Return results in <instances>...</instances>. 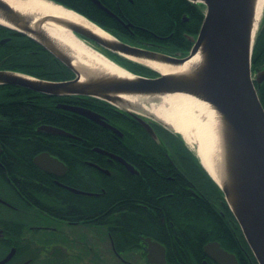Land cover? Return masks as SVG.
Masks as SVG:
<instances>
[{
    "label": "water",
    "instance_id": "95a60500",
    "mask_svg": "<svg viewBox=\"0 0 264 264\" xmlns=\"http://www.w3.org/2000/svg\"><path fill=\"white\" fill-rule=\"evenodd\" d=\"M47 1L77 13L52 0ZM89 1L122 23L99 0ZM186 1L202 6L204 11L196 37L190 38L192 46L188 54L181 57L128 45L102 28L112 36V40L102 38L80 25L58 17L46 15L36 17L21 13L0 0V26L36 42L74 75L70 80L50 82L17 72L0 71V86L21 87L55 97L84 96L103 101L131 115L154 138H156L155 134L142 120L143 117L174 131L170 125L155 115L143 111L139 105L131 104L126 98L146 97L152 99L150 102L156 103L158 101L156 98L159 96L183 93L210 104L226 126L227 136L221 143V155L224 154L226 159L223 172L225 179L219 184L216 183L201 166L223 194L224 201L235 218L256 263L264 264V109L254 88L250 68L256 35V32L252 34L251 29L254 0ZM46 23L63 27L86 44H93L89 46L108 61L127 71L132 78L121 79L97 75L85 68H79L78 71L72 59L66 55L68 53L46 35L43 29ZM95 46L126 61L139 64L153 71L157 76L134 74L117 64L104 52L96 50ZM197 54L200 55V63L196 64L187 75L165 76L141 63V61H150L181 66ZM82 76L86 77V81H82ZM60 107L104 128L112 129L101 116L90 110L67 105ZM37 132L73 137L63 130L49 126H40ZM33 163L49 174H53L55 170L62 172L65 170L62 163L47 153L35 156ZM60 186L72 193H81L70 187ZM144 242L147 246V263L165 264L164 247L148 238L144 239ZM203 251L215 264H238L236 256L224 250L216 241L207 243ZM202 264L208 263L203 261Z\"/></svg>",
    "mask_w": 264,
    "mask_h": 264
},
{
    "label": "flooded vegetation",
    "instance_id": "af4514ba",
    "mask_svg": "<svg viewBox=\"0 0 264 264\" xmlns=\"http://www.w3.org/2000/svg\"><path fill=\"white\" fill-rule=\"evenodd\" d=\"M99 1L122 22L120 23L101 10L109 19L119 25V28H111L113 31H145V29L126 21L124 17L125 9L120 1L104 0L103 2L106 5L101 0ZM128 1L132 3L131 0ZM89 3L96 7L90 1ZM183 21L187 20L183 19ZM124 25H127V27ZM16 35L23 36L14 31H1L0 46L9 43ZM170 36L165 39H154L153 41L143 40L140 48L168 54L166 49L173 46V43L169 40ZM187 39L190 43V37ZM181 52L183 51L179 50L171 55L183 56ZM250 68L254 88L264 109V10L255 35ZM0 71L15 72L4 69L1 65ZM8 87V90H4V87L0 88V108L7 104L11 105L22 98L25 101L35 100L41 108L50 112L55 111L58 116H61L63 112L78 116L61 108V105L87 109L101 116L103 121L112 128H104L89 120L106 131L108 137L112 140L109 141L108 146L87 148L83 140L66 128L52 123L37 125L36 132L40 126H49L63 130L74 137L37 132L38 137H42L45 142L55 139L54 142L50 141L49 143L57 144L58 148L56 147V150L60 153L59 155L49 151H41L32 157L31 164L37 172L35 174V184L39 186L37 189L29 187L32 178L29 172L23 175L26 178V186L20 188L17 183L20 182L21 178L8 173L1 162L2 158L0 156V264H94L93 259L97 256L98 249L100 250V247L96 248L95 244L104 243L109 245L111 255L119 264H131L127 261V258L136 253L147 264V246L144 242L146 238L164 247L166 260L167 248L164 245L165 243L154 236L153 233L150 236L140 231L136 238L139 243L136 251L127 253L124 248L119 252L116 251L113 245L116 236H113V233L117 228V221L112 217L122 214V220L119 222L122 225L125 223L126 211L113 214L110 213L112 207L108 206L98 212L91 213L89 211L87 215H81L79 212L83 210L80 208L79 201L85 202L88 207H91L106 199L109 201L110 198L108 197L115 191V189L113 190L114 185H118V190L122 193L128 191L131 182L139 186L154 179V184L158 187L160 185V182H157L158 180L174 182L179 177L184 181L186 191L193 199L206 201V194H203L205 180L191 157L193 155L197 158L196 155L187 148L183 141L175 140L172 137L173 132L171 130L159 123L145 117L142 119L155 134L156 138H154L140 122L127 113L114 108L112 112L102 110L100 106V110H95V104L88 100L90 97H55L32 91V93H22L18 90H11L15 86ZM9 122L8 118L0 113V130L8 128ZM176 141H178L177 145ZM64 142L72 147L71 155H64L61 149ZM1 153L2 149L0 147ZM41 153H47L57 159L65 167V170L63 172L55 170L53 174L40 170L34 165L33 159ZM192 167L193 171H190ZM194 175L199 176L203 187L198 186ZM47 181L73 197L72 205L66 206V209L71 212V216L62 214L63 204L61 200L58 201L55 198L46 196L45 193L48 188L44 184ZM60 185L70 187L81 193H72ZM127 196L128 194L119 196L117 199L114 198V200L121 202V209L136 208L151 213L153 216H156L155 210L157 208L155 204L165 197H170L169 194H163L156 189L155 194L151 193L149 195L150 205L146 207L143 202L137 201L132 207L127 206L133 201L127 200ZM221 203V201H218V203L216 201L215 209L220 211ZM135 212L136 214L139 213V211ZM138 220H140L137 223L139 227L158 233L154 223L144 222L141 218H138ZM117 239L122 243H126L130 238L122 236ZM209 262L215 264L210 259Z\"/></svg>",
    "mask_w": 264,
    "mask_h": 264
},
{
    "label": "trees",
    "instance_id": "16d2710c",
    "mask_svg": "<svg viewBox=\"0 0 264 264\" xmlns=\"http://www.w3.org/2000/svg\"><path fill=\"white\" fill-rule=\"evenodd\" d=\"M52 1L74 10L115 36L118 40L131 46L141 47L143 40L165 39L171 35L169 40L173 43V46L166 49L167 55L179 50L183 51L181 52L182 55H186L192 46V43H189L187 38H194L197 35L203 20L202 6L192 4L186 0H131L132 3L128 0H118L125 9L124 17L126 21L145 29V31H113L111 28H119V25L109 19L101 10L92 6L88 0ZM101 1L103 2L104 0ZM103 4L106 5L104 2ZM183 19L187 21H183ZM1 31L11 30L0 26ZM95 48L104 52L117 64L134 74L148 77L157 76L156 73L139 64L126 61L117 55L103 51L97 46ZM0 65L4 69L51 82L65 81L74 77L68 68L39 44L28 37L20 35H16L9 43L0 46ZM1 87H4V90L9 89L8 86ZM11 90L32 93L27 91V89L18 87H13ZM88 100L95 104V110L102 108V110L113 111L114 107L103 101L93 98H88ZM0 113L10 121L8 128L0 130L1 162L10 175L21 178L20 182L17 183L20 188L26 186V178L23 177L26 172H29L32 177L29 187L31 189L39 188L35 184V174L37 172L31 164V159L34 155L41 151H49L60 155L56 150V147L58 148L57 144L49 143L50 141L54 142L55 139L45 142L42 137H38L39 134L35 131L37 125L52 123L66 128L83 140L87 148L108 146L110 144L109 141L112 140L108 137L106 131L88 119L79 115L72 116L66 112L58 116L55 111L50 112L41 108L35 100L25 101L20 98L11 105L7 104L1 107ZM172 137L182 142L179 136L173 133ZM178 141H176V145ZM61 149L64 155H71L72 153V147L65 142ZM3 156L5 157L3 158ZM191 157L205 180V188L203 189L207 191L206 201L193 199L186 191L185 183L180 177L174 182L157 179V182H160L158 187L154 184V179L139 186L130 181L127 192L120 193L118 190L119 186L114 185L113 190L115 189V191L108 197L110 198L109 201L106 199L91 207H88L85 202L79 201L80 208L83 210L79 214L87 215L89 211L95 213L108 206L112 207L110 213L113 214L125 210L127 215L124 220L125 223L122 224L123 226L119 224L120 220H122V214L112 217L117 221V228L113 233V236H116L113 245L118 252L123 248L127 253L136 251L139 246L136 238L141 231V233H147L150 236L153 233L155 234L154 236L163 240L167 248L166 264H202L203 261L210 264L203 248L212 241L218 242L224 250L234 254L238 264H257L235 218L224 202L223 194L203 170L197 158L193 155ZM191 170L193 171V167L190 168ZM194 176L198 186L201 185L203 187L199 176ZM44 186L48 188L45 193L48 198L61 200L63 204L62 214L71 216L72 214L66 209V206L72 205L73 197L48 181ZM156 189L163 194L170 195V197H165L155 204L157 208L155 210L156 216L136 208L121 209V202L114 200V198L117 199L119 196L128 194L127 200L133 201H131V204L128 201L129 204L127 206H132L137 201H141L147 207V205H150L149 195L151 193L155 194ZM216 201L217 203L218 201L222 202L220 211L214 207ZM135 211H139V213L136 214ZM138 218L147 223H154L158 233L139 227L137 223L140 220ZM122 236L130 239L126 243H122L117 239Z\"/></svg>",
    "mask_w": 264,
    "mask_h": 264
},
{
    "label": "bare ground",
    "instance_id": "6f19581e",
    "mask_svg": "<svg viewBox=\"0 0 264 264\" xmlns=\"http://www.w3.org/2000/svg\"><path fill=\"white\" fill-rule=\"evenodd\" d=\"M15 10L34 15L36 17L52 16L80 25L98 36L112 40V36L103 31L93 22L72 11L63 9L47 0H3ZM264 8V0H254L252 17V34L257 32L258 25ZM46 35L53 39L72 59L74 67L85 68L97 75H108L121 79L132 78L127 71L121 69L102 55L97 53L84 41L74 37L63 27L52 23H46L43 27ZM200 61L197 54L181 66H172L150 61L141 63L160 72L162 75H187ZM82 81L86 77L82 76ZM133 105H139L143 111L155 115L166 124L170 125L174 132L178 133L184 142L194 148L195 155L201 165L216 182L224 180V168L226 166L225 155H221V143L224 142L227 131L221 117L212 106L194 96L174 93L159 96L158 101L146 97L126 98ZM224 158V162H223Z\"/></svg>",
    "mask_w": 264,
    "mask_h": 264
},
{
    "label": "rangeland",
    "instance_id": "374dc122",
    "mask_svg": "<svg viewBox=\"0 0 264 264\" xmlns=\"http://www.w3.org/2000/svg\"><path fill=\"white\" fill-rule=\"evenodd\" d=\"M263 10H264V8H263ZM203 11H204V8H203ZM88 45H91V44L88 43ZM172 56H174V55H172ZM173 134L179 136V138L184 142V140L182 139V137L178 133L173 132ZM185 145L195 155L194 148L188 146L186 143H185ZM206 193H207V191H203V194H206ZM95 247L96 248H99L100 247V250L98 249V254L93 259V263L94 264H119L118 261L111 255V253L109 251V245L107 243H104V244H95ZM127 261L130 262L131 264H146L145 263V260L143 258H141L138 255V253L129 256L127 258Z\"/></svg>",
    "mask_w": 264,
    "mask_h": 264
}]
</instances>
